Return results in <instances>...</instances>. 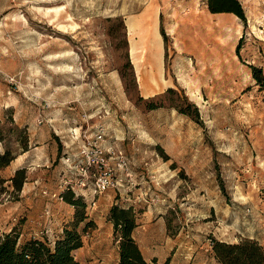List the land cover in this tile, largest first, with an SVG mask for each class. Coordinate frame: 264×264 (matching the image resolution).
I'll list each match as a JSON object with an SVG mask.
<instances>
[{
  "label": "rangeland",
  "instance_id": "obj_1",
  "mask_svg": "<svg viewBox=\"0 0 264 264\" xmlns=\"http://www.w3.org/2000/svg\"><path fill=\"white\" fill-rule=\"evenodd\" d=\"M238 1L244 20L208 0H0V154L13 157L0 232L21 243L70 223L52 194L78 177L74 129L102 131L129 173L86 208L82 264L117 262L111 201L136 211L150 264H218L216 240L264 246V89L249 67L264 70V0Z\"/></svg>",
  "mask_w": 264,
  "mask_h": 264
},
{
  "label": "trees",
  "instance_id": "obj_2",
  "mask_svg": "<svg viewBox=\"0 0 264 264\" xmlns=\"http://www.w3.org/2000/svg\"><path fill=\"white\" fill-rule=\"evenodd\" d=\"M208 8L211 12H233L245 19L238 0H208ZM239 49L238 44L236 47L238 56ZM249 67L256 84L264 89V70L252 64H249ZM170 91L171 88L167 90ZM154 107L150 106V108ZM12 159L7 151L0 154V169L7 166ZM24 179V169H16L15 175L10 178L14 189L20 190ZM86 188L91 190L90 184ZM58 195L73 208L70 223L65 222L56 237L52 239L47 236L44 238L32 236L21 243L19 233L14 229L0 232V264H82L74 257L73 252L82 247V236L87 229L96 226L95 221L86 213V208L96 195L92 194V198H89L69 184L65 185ZM108 220L112 224V231L117 241L116 264H150L144 258L133 235L138 222L137 213L132 205L123 207L114 202L109 208ZM80 224L83 225L81 230L78 229ZM211 244V252L218 264H264V246L254 238H245L232 243L216 240Z\"/></svg>",
  "mask_w": 264,
  "mask_h": 264
},
{
  "label": "built area",
  "instance_id": "obj_3",
  "mask_svg": "<svg viewBox=\"0 0 264 264\" xmlns=\"http://www.w3.org/2000/svg\"><path fill=\"white\" fill-rule=\"evenodd\" d=\"M69 133L70 139L78 142L79 146L75 155L67 156L64 160L70 163L69 167L79 170V174L74 180H65L64 184L83 189L90 184L93 195L111 187H121L126 177H129L128 161L122 150L112 146L106 147L102 131L90 135L85 131L77 133L72 129ZM42 192L47 194L46 191ZM56 195L62 199L58 194H52L53 197Z\"/></svg>",
  "mask_w": 264,
  "mask_h": 264
},
{
  "label": "crops",
  "instance_id": "obj_4",
  "mask_svg": "<svg viewBox=\"0 0 264 264\" xmlns=\"http://www.w3.org/2000/svg\"><path fill=\"white\" fill-rule=\"evenodd\" d=\"M46 134H47V132H46ZM44 137H45V134H44ZM26 186V185H25ZM57 188V190H58V193L57 194H59V192H60V190H61V187L59 186V185H57L56 186ZM23 188H25V187H23ZM80 193H83L84 195H88V197L89 198H92V192H91V190H89V188L87 189V188H80V187H75ZM22 192L24 193V190H22ZM58 198V197H57ZM59 199V198H58ZM59 200H61V202L64 204V205H67V206H69V207H71L72 208V206H70L69 204H67L66 202H64L62 199H59ZM97 201H98V199H97ZM112 203H113V201H111L110 202V205H112ZM138 227V226H137ZM137 227L135 228V230L137 229ZM135 230H134V232H135ZM134 232H133V235H134Z\"/></svg>",
  "mask_w": 264,
  "mask_h": 264
},
{
  "label": "bare ground",
  "instance_id": "obj_5",
  "mask_svg": "<svg viewBox=\"0 0 264 264\" xmlns=\"http://www.w3.org/2000/svg\"><path fill=\"white\" fill-rule=\"evenodd\" d=\"M55 9H59L58 7H56ZM133 51V48L131 49Z\"/></svg>",
  "mask_w": 264,
  "mask_h": 264
}]
</instances>
